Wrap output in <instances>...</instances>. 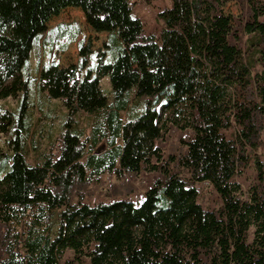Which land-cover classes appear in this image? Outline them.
Masks as SVG:
<instances>
[{"label":"trees","instance_id":"16d2710c","mask_svg":"<svg viewBox=\"0 0 264 264\" xmlns=\"http://www.w3.org/2000/svg\"><path fill=\"white\" fill-rule=\"evenodd\" d=\"M228 1L172 0L157 11L156 39L132 14L131 0H0V97L22 94L19 125L32 90L33 41L50 48L78 32L58 24L48 34L47 21L78 6L93 30L106 32L82 77L90 49L80 41V64L42 63L34 78L70 113L90 115L89 134L81 140L76 127L61 130L59 154L43 152L34 164L17 134L11 152L0 147V264H61L66 248L74 258L65 264L85 257L88 264H264L261 162L255 158L258 181L247 198L235 180L264 131V0H233L237 15L225 12ZM132 102L141 106L130 109ZM158 107L169 113L161 122ZM1 119L0 133L10 121ZM171 133L178 150L162 160L157 139ZM105 137L108 146L93 153ZM142 168L162 172L140 202L83 201L102 173ZM203 180L219 194L218 207L197 201L192 183Z\"/></svg>","mask_w":264,"mask_h":264},{"label":"rangeland","instance_id":"374dc122","mask_svg":"<svg viewBox=\"0 0 264 264\" xmlns=\"http://www.w3.org/2000/svg\"><path fill=\"white\" fill-rule=\"evenodd\" d=\"M131 12L134 16L140 18L143 29L146 34H153L156 39H159L160 30L162 27L161 21L157 17V11L170 6L172 0H131ZM225 12L234 15L239 14L240 8L238 4L231 0L224 5ZM58 24H64L69 29H78L74 40L67 42V37H62L55 41L49 47L42 46L36 43V39L32 43V48L29 52L27 65L31 74V94L27 97V106L23 111V122L21 125L17 122V115L19 114L22 94L10 95L0 97V120L3 114L8 115L10 121L7 124V129L0 133V147L1 150L11 152L14 146V137L17 134L18 144L23 145L26 159L29 163L34 164L38 161L41 154L50 153L53 157L59 154V134L63 129L80 131L81 140H83L90 132L91 117L82 110H76L70 113L65 107L62 99L48 97L46 92L38 91L36 87L35 77L42 63H49L51 61L57 62L60 66H66L71 63L80 64L82 55L79 51V42L83 41L88 45L90 51L86 57V62L80 68L78 75L83 76V73L89 66L96 63L98 54L104 47V39L106 38L105 31H95L86 22L84 14L78 6H67L63 8L58 14L53 15L47 21V29L55 27ZM44 33H42L43 35ZM41 35V36H42ZM67 42V46L64 44ZM105 60V58H102ZM102 88L108 96L111 95V84L108 75H103L100 78ZM134 101V100H133ZM130 109H137L141 105L133 104ZM130 104V105H131ZM160 114V122L169 115L167 110L158 107ZM126 111L119 112L120 117L126 119ZM233 128L226 130L227 135L231 133ZM162 151V160L167 158L168 153L172 150L177 152V135L166 134V137L157 139ZM108 146L107 137L103 138L95 147L92 148L93 153H102ZM89 145L86 143V150L90 151ZM85 155L81 159H84ZM251 160L236 174L235 180L240 184L242 196L248 197L249 187L258 181V169L255 158L261 162L260 172L262 174L261 181L264 185V131L261 133V144L251 153ZM153 162L155 158L151 159ZM161 168L158 169H144L142 168L137 173H125L122 177L116 176L114 172H104L100 177L92 182L85 192L83 201L90 204L97 202H108L114 198H126L138 203L144 196L146 188L154 180L155 176L161 174ZM197 189V201L206 208H216L222 200L213 187L207 181H194L192 183ZM54 223L58 221L54 218ZM253 227L249 229V239L252 238ZM74 258V251L71 248L64 249L59 260L61 264H65L66 259ZM88 259L85 257L80 264H88Z\"/></svg>","mask_w":264,"mask_h":264},{"label":"crops","instance_id":"0c3cea01","mask_svg":"<svg viewBox=\"0 0 264 264\" xmlns=\"http://www.w3.org/2000/svg\"><path fill=\"white\" fill-rule=\"evenodd\" d=\"M56 26H57V25H56ZM56 26H55V27H56ZM55 27H52V28H50L49 30L46 29V31L48 30V34H49V33L51 32V30L54 29ZM46 31H45V32H46Z\"/></svg>","mask_w":264,"mask_h":264}]
</instances>
